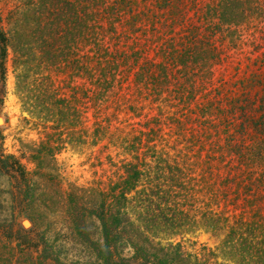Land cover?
Masks as SVG:
<instances>
[{
	"label": "trees",
	"instance_id": "16d2710c",
	"mask_svg": "<svg viewBox=\"0 0 264 264\" xmlns=\"http://www.w3.org/2000/svg\"><path fill=\"white\" fill-rule=\"evenodd\" d=\"M37 3L29 17L35 2L21 0L7 18L11 30L0 12V106L15 41L17 62L25 57L29 71H45L28 109L52 124L43 127L34 172L0 149L1 177L16 184L0 189V249L12 251L0 253V264L17 263V249L32 244L37 228L44 251L24 264H209L181 242L156 240L198 227L225 232L223 247L237 257L264 256V0ZM122 114L139 121L128 124ZM118 121L126 130L115 128ZM164 132L170 145L160 149L154 142ZM90 139L104 149L114 142L127 156L122 173L108 189L67 195L55 156ZM58 213L67 220L53 221ZM91 225L95 261L62 255L63 231L72 228L75 236L65 237L83 246Z\"/></svg>",
	"mask_w": 264,
	"mask_h": 264
},
{
	"label": "rangeland",
	"instance_id": "374dc122",
	"mask_svg": "<svg viewBox=\"0 0 264 264\" xmlns=\"http://www.w3.org/2000/svg\"><path fill=\"white\" fill-rule=\"evenodd\" d=\"M34 2L35 7H30L29 17L40 7L37 0H34ZM17 6H21V0H0V12L3 13V18L5 19V30H11L12 21L7 18ZM11 44L14 46L15 41H11ZM13 46L9 48L6 64L7 79L4 93V104L0 106V149L5 155H11L19 159L28 171L34 172L37 169V165L32 157L35 156V151L39 149L41 141L44 140L45 131L43 127L51 126L52 124L45 121V115L41 113L39 114L38 110H36L35 114H31L28 108L34 103V96L39 95V93L35 91L36 88H38V90H40V88L41 90L44 89L42 87L44 83L41 80L43 79V76H45V71L43 72L41 69L37 70L41 76H38L37 73L34 74L33 71H29L28 66L25 65V61L27 60L25 57L17 62L19 57L15 55ZM42 67L44 66H40V68ZM62 79L63 77L60 75L54 76V80L57 84ZM68 94L71 95V93ZM144 114L148 113L144 112ZM86 115L87 114H85V117ZM93 115L94 113L92 110H90L87 115V125L90 128L94 122ZM122 115H126L129 118L127 121L128 124H136L139 121L136 114ZM122 117L124 118L125 116ZM115 128L126 130L125 123L120 121L115 124ZM113 143L110 145L107 144L105 149V143L98 144L97 146L92 145L91 139L81 146H71L67 144L65 145V148L55 156V167L59 169L62 189L67 195L74 191H83L87 193L85 196L88 197L90 193H92V188L100 187L101 189H108L109 184L112 181L117 180V173L119 176L122 173L120 162L127 156L122 154L120 150L114 148ZM155 144H160V149H165L167 146L169 147L170 142L167 141V133L157 139V141L154 142V145ZM45 165H53V163L45 160L43 166ZM196 175L197 173H191L190 178L196 180ZM1 176L2 175L0 174V189L11 191L13 186L16 185L13 178L9 175L4 177ZM45 185H48L47 182L44 183V186ZM17 186L21 188L22 184L17 182ZM143 187L144 186H141L139 189H142ZM196 189L199 191V187H196ZM13 191H15V189ZM87 201L90 200L87 199L86 202ZM145 204L147 203L142 202V205ZM59 209L60 207L58 210ZM137 216H132V220H136ZM63 219L67 220L66 214L62 215L61 213H58L56 217L54 216L53 221L62 222ZM23 221L24 219L22 217L20 219V224H18L20 227L23 226ZM39 223H41L43 229L46 227V219L42 218ZM40 231L41 230H38L37 228L35 234H32V238H30L32 244L26 248L23 247L17 249L19 259L17 263H15V261L13 264H24L23 261L28 259V257L41 256L45 248L42 239L45 242V238L40 235ZM87 231L89 232L88 240H86L87 246L84 243L83 246H79L74 241H70V237H65L67 234L68 236H75L72 228L70 231H63L65 234L63 240L65 241L62 242V240H60L58 243V245H60V243L61 245H64L65 254L62 255H70L71 257H76L75 259L84 262H94V251L90 247L91 242H88L89 238L92 239L95 235H93L92 225L88 226ZM49 235L50 233H47L48 237ZM225 236V232L212 233V231L206 228L198 227L194 231L184 232L179 235L167 233V231L159 233L156 240L160 241L162 246L169 243L176 244L181 242L184 251L188 254L197 255L202 261H208L209 264H238V261L239 264H264V256H261L260 258H241L237 257L238 251L235 252L234 250L224 248L223 244ZM16 237H19V240L21 241L24 240V242H29L22 235H16ZM52 238H55V236L53 235ZM76 240L81 242L79 239ZM88 247H90V249ZM22 249L27 252V255L24 256L23 260L20 258V250ZM78 250L85 251V256H80ZM0 253L1 255H8L12 253V251H9V246L6 245L4 248L0 249ZM129 254H131V252L128 251L127 255Z\"/></svg>",
	"mask_w": 264,
	"mask_h": 264
},
{
	"label": "bare ground",
	"instance_id": "6f19581e",
	"mask_svg": "<svg viewBox=\"0 0 264 264\" xmlns=\"http://www.w3.org/2000/svg\"><path fill=\"white\" fill-rule=\"evenodd\" d=\"M0 124H1V120H0Z\"/></svg>",
	"mask_w": 264,
	"mask_h": 264
}]
</instances>
